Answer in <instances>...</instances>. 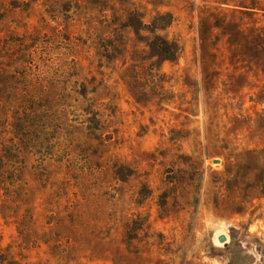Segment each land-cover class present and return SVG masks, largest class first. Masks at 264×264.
<instances>
[{
    "label": "rangeland",
    "instance_id": "obj_1",
    "mask_svg": "<svg viewBox=\"0 0 264 264\" xmlns=\"http://www.w3.org/2000/svg\"><path fill=\"white\" fill-rule=\"evenodd\" d=\"M0 264H264V0H0Z\"/></svg>",
    "mask_w": 264,
    "mask_h": 264
},
{
    "label": "water",
    "instance_id": "obj_2",
    "mask_svg": "<svg viewBox=\"0 0 264 264\" xmlns=\"http://www.w3.org/2000/svg\"><path fill=\"white\" fill-rule=\"evenodd\" d=\"M219 241L220 242H225L226 241V237L225 236H220L219 237Z\"/></svg>",
    "mask_w": 264,
    "mask_h": 264
}]
</instances>
